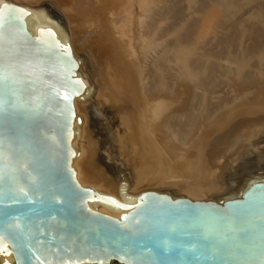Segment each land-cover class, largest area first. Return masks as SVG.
I'll list each match as a JSON object with an SVG mask.
<instances>
[{
	"label": "bare ground",
	"instance_id": "bare-ground-1",
	"mask_svg": "<svg viewBox=\"0 0 264 264\" xmlns=\"http://www.w3.org/2000/svg\"><path fill=\"white\" fill-rule=\"evenodd\" d=\"M240 1L188 0L199 15L161 28L180 13L172 0H7L60 13L58 41L68 35L87 82L70 139L80 185L122 203L145 190L221 202L264 181V0L246 19ZM88 206L122 214L105 201Z\"/></svg>",
	"mask_w": 264,
	"mask_h": 264
},
{
	"label": "water",
	"instance_id": "water-1",
	"mask_svg": "<svg viewBox=\"0 0 264 264\" xmlns=\"http://www.w3.org/2000/svg\"><path fill=\"white\" fill-rule=\"evenodd\" d=\"M77 66L56 23L0 0V262L264 264L263 180L221 202L145 190L122 203L79 184L70 139L87 82Z\"/></svg>",
	"mask_w": 264,
	"mask_h": 264
},
{
	"label": "rangeland",
	"instance_id": "rangeland-1",
	"mask_svg": "<svg viewBox=\"0 0 264 264\" xmlns=\"http://www.w3.org/2000/svg\"><path fill=\"white\" fill-rule=\"evenodd\" d=\"M187 1V2H186ZM259 1H263V0H241L240 1V4H241V6H242V8H243V11L241 12V13H238L237 15L239 16V18H241V19H246V18H248L249 17V14L251 13V11H254V10H256L257 9V7H256V2H259ZM174 2V3H173ZM176 2V3H175ZM172 3V4H171ZM170 4H171V6H172V8H175V9H177L178 7L180 8V13H179V15H177V16H175V17H172V18H170V17H168V18H165V19H162L161 20V28H165L169 23H172L173 25L175 24V26H176V28H178L180 25H182L184 22H185V20L188 18V17H192V16H198L199 14L198 13H196V12H193V10H192V8L191 7H189L187 4H188V0H172V2H171ZM261 4H263L264 5V3H261ZM178 8V9H179ZM190 9V10H189ZM192 10V11H191ZM245 10H246V12H248V13H246L245 12ZM43 14H44V16H45V18L50 22V23H56V27L60 30V31H62V32H65V28H64V26H63V23H62V19H61V16H60V13H59V11L58 10H56V9H54L50 4H45V5H43ZM245 12V13H244ZM47 14V15H46ZM49 15V16H48ZM192 15V16H191ZM51 17H53V18H51ZM164 17V16H163ZM179 19H178V18ZM175 18V19H174ZM56 19H57V21H56ZM169 20V21H168ZM175 20V23L173 22ZM254 20V22H256L257 20L256 19H253ZM58 24V25H57ZM260 24L262 25V27H264L263 25H264V20L263 21H261L260 22ZM64 30V31H63ZM264 30V29H263ZM221 84V85H220ZM219 84V86H218V90H220V91H224V92H219L218 93V95H224V94H228V92H229V87H230V85L229 84H227V83H220ZM228 87V88H227ZM228 91V92H227ZM221 93V94H220ZM214 101H217V99H214ZM91 111H92V114H94L95 115V117L96 118H100V116L99 115H101V112L99 111V110H96L95 109V106H92V108H91ZM114 162V163H113ZM105 163H107V164H110V163H113V164H115L116 165V167H117V169H118V172H119V170L122 168L121 167V163L118 161V160H116L115 158H111L110 156H108V155H106L105 156ZM112 264H114L113 262H112Z\"/></svg>",
	"mask_w": 264,
	"mask_h": 264
}]
</instances>
